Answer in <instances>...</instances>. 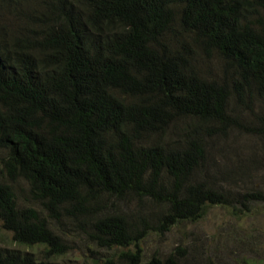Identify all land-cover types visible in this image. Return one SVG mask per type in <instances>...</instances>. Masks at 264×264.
<instances>
[{
    "label": "trees",
    "instance_id": "16d2710c",
    "mask_svg": "<svg viewBox=\"0 0 264 264\" xmlns=\"http://www.w3.org/2000/svg\"><path fill=\"white\" fill-rule=\"evenodd\" d=\"M2 2L14 20L0 21L3 228L18 247L63 256L53 222L67 221L124 249L101 264H180L129 248L152 223L145 206L160 225L222 199L205 177L242 106L259 102L254 125L235 123L264 145V0ZM194 46L217 71L190 60ZM0 264L36 263L0 247Z\"/></svg>",
    "mask_w": 264,
    "mask_h": 264
},
{
    "label": "rangeland",
    "instance_id": "374dc122",
    "mask_svg": "<svg viewBox=\"0 0 264 264\" xmlns=\"http://www.w3.org/2000/svg\"><path fill=\"white\" fill-rule=\"evenodd\" d=\"M0 5H3L2 0ZM0 21L14 23L3 7H0ZM199 51L200 47L194 46L189 53L190 60L195 63L198 60L204 71H217L216 57L208 59ZM258 105L256 101L251 109L242 106L239 119L232 120L235 131L218 144V149L223 148L224 152L211 151L213 162L205 183L222 194V199L208 203L200 217L160 225L154 216L161 209L155 205L145 206L143 214L150 217L152 223L146 236L129 250L139 249L145 261L152 257L165 260L175 255L180 264H264V145L259 136L242 131L235 123L254 125L259 115ZM19 189V202L24 203L25 186ZM118 208L135 212V205L122 203ZM53 227L66 245L67 252L63 256L47 255L41 246L18 247L1 223L0 247L28 253L36 264H101L124 251L98 248L87 234L67 221L53 222Z\"/></svg>",
    "mask_w": 264,
    "mask_h": 264
}]
</instances>
